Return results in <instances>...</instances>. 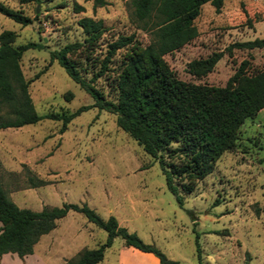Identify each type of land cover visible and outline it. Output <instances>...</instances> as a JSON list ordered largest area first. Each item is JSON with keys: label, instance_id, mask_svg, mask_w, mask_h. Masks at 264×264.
Instances as JSON below:
<instances>
[{"label": "rangeland", "instance_id": "374dc122", "mask_svg": "<svg viewBox=\"0 0 264 264\" xmlns=\"http://www.w3.org/2000/svg\"><path fill=\"white\" fill-rule=\"evenodd\" d=\"M0 1L32 18L21 25L0 13V30L16 33L14 45L28 41L43 45L26 49L20 58L39 115L66 114L92 102L55 61L48 64V50L83 39L76 23L82 16L100 19L105 28L89 49L70 54L86 79L99 70L107 43L129 33L141 45L152 39L176 77L189 85L218 90L240 61L247 62L246 73L262 67L264 47H233L206 75L196 78L185 71L191 59L224 50L233 42L264 37V0H223L217 13L204 3L189 28L177 36L167 33L171 23L151 26L148 18L134 19L130 0H105L94 8L92 0ZM75 3L81 11H73ZM125 52L117 49L92 81L107 99L115 98L116 71ZM60 123L41 118L7 130L1 138L6 158L0 163V181L18 207L38 210L43 205L85 203L102 218L113 215L119 225L181 264H199L196 244L201 264H264V107L244 119L233 148L218 157L208 174L192 181L181 205L167 190L158 162L116 126L112 113L89 107L71 118L61 133ZM38 179L42 184L31 186ZM55 223L36 247L45 264H62L106 237L102 228L73 210ZM120 245L124 246L122 239L114 237L103 255H113Z\"/></svg>", "mask_w": 264, "mask_h": 264}, {"label": "trees", "instance_id": "16d2710c", "mask_svg": "<svg viewBox=\"0 0 264 264\" xmlns=\"http://www.w3.org/2000/svg\"><path fill=\"white\" fill-rule=\"evenodd\" d=\"M41 1L18 0V3L38 4ZM204 3L212 6L217 13L223 0L129 1L134 19L141 21L148 18L151 26L171 23L167 33L175 36L189 28ZM104 4L105 0H92L93 8ZM72 9L79 12L82 6L75 3ZM0 13L21 25L32 20L20 9H12L1 1ZM76 23L81 28L83 39L48 50V64L55 61L90 96L92 102L78 106L66 114H37L27 91L28 80L24 78L20 68V58L26 49L42 48L43 45L32 41L14 45L16 33L1 29L0 128L20 127L33 124L41 118H49L60 120L58 130L61 133L71 118L89 107L108 111L115 116L116 126L158 162L167 190L174 196L177 204L181 205L183 194L192 190V181L208 174L218 157L233 148L237 129L244 119L255 117L258 110L264 107V58L261 69L253 73H246L247 62L240 61L224 86L214 90L189 85L177 78L152 39L141 45L135 40L133 33L118 34L107 43L99 70L86 79L70 54L77 49H89L105 28L100 19L89 16L78 18ZM233 47L261 48L264 47V37L233 42L224 50L191 59L185 63V71L196 78L206 75L223 52L230 53ZM120 48H125L126 52L116 71L115 98L111 100L105 98L92 81L102 73L111 56ZM174 156L176 160H173ZM42 181L38 179V184L31 186L40 185ZM68 210L82 214L87 221L102 228L106 237L94 248L80 249L62 264H96L102 259L104 249L110 246L116 236L126 246L152 253L160 264H181L167 258L153 244L144 243L135 232L118 225L113 215L102 218L85 203L43 205L38 210L18 207L7 195L1 181L0 255L15 253L18 258H22L32 253L33 245L38 239L53 229L56 220ZM196 258L201 264L197 244Z\"/></svg>", "mask_w": 264, "mask_h": 264}, {"label": "crops", "instance_id": "0c3cea01", "mask_svg": "<svg viewBox=\"0 0 264 264\" xmlns=\"http://www.w3.org/2000/svg\"><path fill=\"white\" fill-rule=\"evenodd\" d=\"M262 110L263 108L259 109L257 114L260 113ZM20 127L0 128V142H1V138L6 136L5 132L7 130H10V129L18 130L20 129ZM5 158L6 156L2 152V148L0 145V163L3 164L5 161ZM116 221L119 225L120 222L118 221V219ZM122 225L126 226L125 224H122ZM40 239L41 238H39L38 241L33 245L32 253L27 254L23 256L22 258H18L15 253L1 254L0 264H16V263L17 264H45V262L41 258V254L36 251V247ZM5 257H8L7 262L4 261ZM96 264H160V263L158 259L156 257H153L151 254H149V252L145 253L132 246L120 245L116 249V251L113 253V255H108V256L103 255L102 259Z\"/></svg>", "mask_w": 264, "mask_h": 264}]
</instances>
